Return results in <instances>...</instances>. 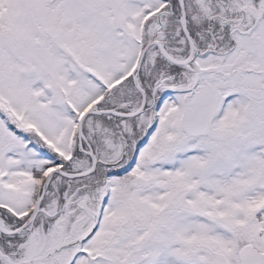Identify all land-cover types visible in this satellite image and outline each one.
Segmentation results:
<instances>
[{
	"label": "snow or ice",
	"instance_id": "obj_1",
	"mask_svg": "<svg viewBox=\"0 0 264 264\" xmlns=\"http://www.w3.org/2000/svg\"><path fill=\"white\" fill-rule=\"evenodd\" d=\"M0 264H264V0H0Z\"/></svg>",
	"mask_w": 264,
	"mask_h": 264
}]
</instances>
